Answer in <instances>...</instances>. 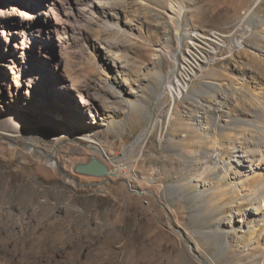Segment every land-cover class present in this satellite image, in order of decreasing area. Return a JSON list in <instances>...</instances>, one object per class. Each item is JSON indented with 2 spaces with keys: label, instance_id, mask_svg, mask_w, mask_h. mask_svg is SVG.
<instances>
[{
  "label": "rangeland",
  "instance_id": "1",
  "mask_svg": "<svg viewBox=\"0 0 264 264\" xmlns=\"http://www.w3.org/2000/svg\"><path fill=\"white\" fill-rule=\"evenodd\" d=\"M89 1L95 0H56L54 27L47 30L44 23L41 27L31 20L15 34L24 45L44 37L39 42L45 48V67L39 75L26 64L36 57L21 50L20 62L0 65V264H203L200 259L208 264H264L263 246L258 247L264 243V231L250 239L235 234L229 249L221 244L218 231L229 229L221 218L228 216V207L209 211L199 223L196 177L212 152L208 135L195 123L196 102L190 94L175 100L167 120L172 101L164 89L172 54L185 45L175 33L191 26L244 35L246 45L231 57L221 50L200 78L243 73L250 90L264 93V0H172L189 6L185 20L179 21L167 16L171 0H113L116 18L127 25V32L106 31V21L91 12ZM30 4L31 0H20L18 6ZM251 8L253 19L240 21ZM244 23L252 25L247 33H242ZM227 42L232 44V39ZM8 50L2 43L0 58ZM104 56L119 65L118 71L111 70L119 82L106 77ZM59 80L66 84L59 89L64 97L56 94L63 104L48 93ZM21 83L27 93L17 89ZM105 83L123 90L131 104L123 95L121 100L114 97ZM197 84L195 79L192 86ZM231 89L221 91L227 94ZM240 96L239 102L231 99L224 108L229 125L251 116L243 102L246 95ZM205 99L204 103L212 100ZM42 102L73 119H84V130H97L92 138L119 159L124 170L100 177L76 173L74 165L93 156L105 160L110 170L116 171V165L92 152L84 135L62 132L68 129L66 120L53 116L48 124V116L41 115ZM71 102L75 107L70 108ZM209 104L205 116L213 121L217 113ZM16 105L22 109L14 112ZM28 144L38 149L31 151ZM48 154L55 156L56 165ZM259 166L264 168V163ZM229 199L227 195L216 205ZM232 221L237 225L238 216ZM258 226L264 228V222ZM247 242L249 251L243 247Z\"/></svg>",
  "mask_w": 264,
  "mask_h": 264
},
{
  "label": "bare ground",
  "instance_id": "2",
  "mask_svg": "<svg viewBox=\"0 0 264 264\" xmlns=\"http://www.w3.org/2000/svg\"><path fill=\"white\" fill-rule=\"evenodd\" d=\"M19 1L20 0H10L8 4L7 0H0V55L1 44L5 43L6 46H9L8 53H3L0 58V65L3 64V61L8 63L20 62L21 57L18 53L19 50H21V54L26 52L30 56L36 57L33 61L29 59L28 63L26 61L25 62L28 65V68L30 67L31 71L34 70L39 75V69L41 70L45 67L42 66L41 63L42 58L45 55V48L43 44L39 42L44 41V37H41L38 40L33 38L28 41V43L31 42L29 45H27L28 43L24 45L23 42L17 40L15 34L23 29V25L26 22L31 20L42 23L41 27L44 23V29L50 30L51 26L54 27L51 17H53L52 13L56 8L57 3L56 0H31L30 5L20 9L18 6ZM258 1L260 0H257L256 2ZM89 3L87 5L89 7L91 6V12L92 10L95 11L106 21V31H128L126 30L127 25L124 24L125 26H123V22L116 18V15L119 13L115 10V8H113V0H95L89 1ZM188 8L189 6H183L179 2L171 0L165 10L169 20L179 21L183 19L185 20ZM252 11L253 8L247 9L240 17V21L247 20L250 16L252 18ZM251 26L252 25L250 24H245L242 29V33L250 31ZM175 35L179 40L185 39V45H183L184 47L179 46L175 48V52L172 54L173 62L171 63L173 65L171 67V75L168 78L167 84L164 86V89L168 92L172 101L166 115L167 120L172 118L171 116L175 108V100L185 98L188 94L192 95V99H194L193 101L196 102L194 107L195 123L202 133H206L208 135V138H206L208 141V148L212 151L204 158L207 165L201 169L202 171L200 172V175L196 177V180L199 181L197 198L200 200V204L198 209L202 213L198 221L199 223H201V221L203 222L206 216L209 215V211L216 212L223 209L224 206L228 207V216L221 218H225V220L229 223V229L218 232L220 233V237L223 239L221 244L224 248L229 249L232 248L231 242L232 238L235 237V234H238L237 236L250 239V237L255 235L260 237L261 233L264 231L263 227L258 226L259 223L262 224L264 222V211L260 210L263 209L264 204V168L259 166V163H264V93L261 90V92H253L250 90L251 88L249 84H247L243 73H239L231 78L225 74L227 78L224 79L219 78L216 73H214V76L210 78L208 77L209 79L200 78L204 69L211 65L212 61H214L215 57L221 50L224 49L226 51L225 54L231 57L237 49H243V47L246 46L244 43V35L239 34L236 36L232 31L228 34L217 33L215 31H204L191 26H187L183 32H176ZM228 37L232 39V44H228ZM39 63L42 66L41 68H39ZM101 64H103V68H105L107 72L106 77H112L116 83L119 82L117 80L118 75L111 72V70H114L115 72L118 71L119 65L115 64L112 59H109L106 56L102 59ZM195 79H197L198 84L197 86H192V82ZM170 81H173L172 84H170ZM60 82V80L59 82H54L52 92L49 90L48 93L51 96L53 95V101H55V103L60 102V104H63L64 102L61 97H64V93L59 89H64L66 84ZM112 84L113 83H105L107 90H109V92L112 91L111 93H113L114 97L119 100H121L120 98L122 95L127 100L123 90L113 89ZM23 85L24 84L21 83L17 86V89L20 92L27 93L26 89L23 88ZM227 86H232V89L226 94L221 90ZM246 89L249 90L247 91L248 94L244 93ZM243 94L246 95L245 100L242 98L243 102H246L248 108L250 109L251 116L236 120L233 119V125H229V112L224 108L228 105L227 103H229L231 99L236 101V103L239 102V99L241 98L240 95L245 97ZM66 96L67 95H65V97ZM207 97L208 100L209 98H212L209 103L212 102V108L217 113V116L214 117L213 121H209L205 116L211 106L209 103H204V99ZM89 100L90 99L88 98L85 99V101H88V104H91V100ZM126 104L131 103H128L127 100ZM70 105V108L75 107L72 102ZM201 105L204 106L201 107ZM41 106L43 107L41 115L45 114L48 116V124L54 121L53 116L66 120L68 129H64L62 132L65 133L66 130L72 131L71 134L76 137H82L78 134L84 135L90 142L89 148L92 152L99 153L104 156L107 161L115 163L116 171L109 169L111 174L117 175L119 170H124L125 167L121 165L122 163H119V159L110 156L104 146L92 138L97 135V130L95 131L94 128L92 130H84L85 126L82 125L83 122H86L84 119H73L64 111L55 109V107L49 108L43 102L41 103ZM20 109H22V106L16 105L13 111L17 112ZM80 113L83 117H85V112L83 110H80ZM5 124L8 125V121H6ZM121 126H123V122H121ZM223 129L227 131L225 134L222 132ZM83 130L85 132H83ZM28 136H37V138H39L43 135L28 133ZM27 147L31 151L38 149L35 145L28 144ZM48 155L51 160V164L56 165L55 156L53 154ZM94 158L99 159L108 166V163L104 162L105 160L103 161L99 157ZM208 159L209 161H207ZM192 160L193 158L190 156L186 164L189 165ZM239 172L241 174H238ZM251 182L255 183L253 187L248 186ZM227 195H230V199L226 202V204H220V206H217L216 204L219 205V202ZM241 205H245V208H242V210L239 208ZM238 209L241 211L238 212ZM235 216H238L237 225H234V223L232 224V220ZM180 233L189 244V241L184 233L182 231H180ZM257 245H259V243ZM243 247L245 248V251H249L250 249L248 247V242L247 244L244 243ZM258 247L263 249L262 255L264 256V243ZM190 249L193 250V247ZM200 261L203 264H208L202 259H200Z\"/></svg>",
  "mask_w": 264,
  "mask_h": 264
},
{
  "label": "water",
  "instance_id": "3",
  "mask_svg": "<svg viewBox=\"0 0 264 264\" xmlns=\"http://www.w3.org/2000/svg\"><path fill=\"white\" fill-rule=\"evenodd\" d=\"M74 171L76 173L85 174L89 176H105L110 173V170L106 164L99 159L91 157L86 162H78L74 165Z\"/></svg>",
  "mask_w": 264,
  "mask_h": 264
}]
</instances>
